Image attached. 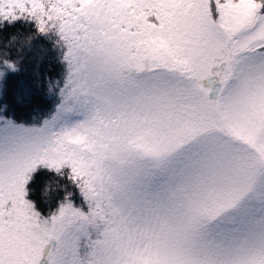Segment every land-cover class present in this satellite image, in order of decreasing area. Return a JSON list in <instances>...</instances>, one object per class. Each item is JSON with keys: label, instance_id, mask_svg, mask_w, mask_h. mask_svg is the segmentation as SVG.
<instances>
[{"label": "snow or ice", "instance_id": "6c2138e0", "mask_svg": "<svg viewBox=\"0 0 264 264\" xmlns=\"http://www.w3.org/2000/svg\"><path fill=\"white\" fill-rule=\"evenodd\" d=\"M0 264H264V0H0Z\"/></svg>", "mask_w": 264, "mask_h": 264}, {"label": "trees", "instance_id": "16d2710c", "mask_svg": "<svg viewBox=\"0 0 264 264\" xmlns=\"http://www.w3.org/2000/svg\"><path fill=\"white\" fill-rule=\"evenodd\" d=\"M16 30L27 31V26L25 25L21 29L18 25ZM43 46L45 49L51 47L47 43H44ZM22 55L24 59L23 71L17 79L33 86L39 95L31 105L13 106L10 112L14 113L21 121H31L33 118L40 119L41 114L51 107V102L47 99V78L51 76L55 80L59 68L53 61L51 52H41L39 47L34 48L32 51H26ZM41 83L44 84V87H39Z\"/></svg>", "mask_w": 264, "mask_h": 264}]
</instances>
